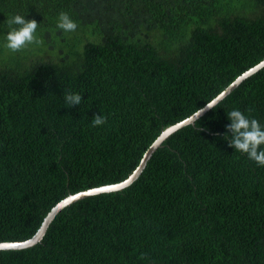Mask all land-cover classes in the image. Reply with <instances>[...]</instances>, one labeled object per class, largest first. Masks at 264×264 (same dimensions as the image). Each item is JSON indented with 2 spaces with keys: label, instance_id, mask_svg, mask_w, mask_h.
Returning <instances> with one entry per match:
<instances>
[{
  "label": "trees",
  "instance_id": "obj_1",
  "mask_svg": "<svg viewBox=\"0 0 264 264\" xmlns=\"http://www.w3.org/2000/svg\"><path fill=\"white\" fill-rule=\"evenodd\" d=\"M61 12L76 33L56 27ZM14 14L42 44L3 47ZM263 61L264 0H0V243L33 238L70 195L124 182L166 128ZM67 93L82 104L65 107ZM233 108L264 124V68L131 186L66 207L0 264H264V167L229 147Z\"/></svg>",
  "mask_w": 264,
  "mask_h": 264
},
{
  "label": "clouds",
  "instance_id": "obj_2",
  "mask_svg": "<svg viewBox=\"0 0 264 264\" xmlns=\"http://www.w3.org/2000/svg\"><path fill=\"white\" fill-rule=\"evenodd\" d=\"M26 16L14 14L8 20L9 31L5 34L3 47L18 52L27 45H40L42 40L38 39L36 30L38 23L35 20H28ZM56 27L65 34L76 33L79 25L66 12H61L56 21ZM223 93H220L209 105L198 108L199 111L193 122L202 115L207 109L215 107ZM83 102V97L78 94L67 93L65 95V107L75 109ZM229 123L226 125L225 137L229 147L235 152L246 154L248 159L256 162L257 165L264 167V124L256 118L245 115L238 108H233L227 113ZM107 118L101 114H95L92 119V126L99 127L105 125ZM171 131V129H169ZM67 203V201H65Z\"/></svg>",
  "mask_w": 264,
  "mask_h": 264
},
{
  "label": "water",
  "instance_id": "obj_3",
  "mask_svg": "<svg viewBox=\"0 0 264 264\" xmlns=\"http://www.w3.org/2000/svg\"><path fill=\"white\" fill-rule=\"evenodd\" d=\"M263 68H264V61L261 62L260 64H258L257 66L253 67L252 69H250L246 73H244L239 78H237L232 84H230L227 87V89L224 92H222L223 96H221L220 100L216 103L215 106H217L221 101H223L226 97H228L236 89V87H238L239 85L242 84L243 81H245L247 78L251 77L255 73L259 72ZM211 103L212 102H210L209 105H211ZM210 110L211 109H207L194 122H193V120L195 119V116L198 112L195 113L190 118H187L186 120H184V121H182V122H180L174 126L166 128L162 132L160 137L148 149V151L144 155L139 167L124 182L118 183V184H113V185H107V186H103V187H99V188H94V189H90V190H87L84 192H80V193L75 194V195H70L65 200H63L62 202L57 204L49 212V214L45 218L42 226L40 227V229L38 230V232L36 233V235L33 238L26 240V241H22V242H3V243H0V251L23 250V249L31 248V247L37 245L38 243L42 242V240H43L44 236L46 235L47 230L50 227L51 223L54 221V219L57 217V215L61 211H63L66 207L72 205L75 202H78L80 200H84L86 198H89V197H92L95 195H99V194H103V193L118 192V191L124 190L125 188H128L129 186H131L134 183V181L136 179H138L140 177V175L143 173L144 169L147 166L148 161L151 159L153 154L159 148H161L163 146V143L166 140H168L172 135H174L175 133H177L179 130L183 129L184 127L189 126V125H194L197 120H199L201 117H203ZM169 129H171V131H169ZM65 201H67V203H65Z\"/></svg>",
  "mask_w": 264,
  "mask_h": 264
}]
</instances>
